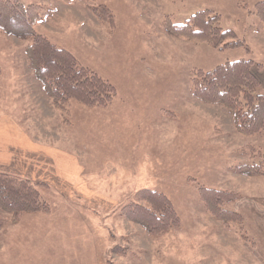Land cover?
Listing matches in <instances>:
<instances>
[{
    "label": "rangeland",
    "instance_id": "rangeland-1",
    "mask_svg": "<svg viewBox=\"0 0 264 264\" xmlns=\"http://www.w3.org/2000/svg\"><path fill=\"white\" fill-rule=\"evenodd\" d=\"M16 1L36 8L37 35L115 96L105 107L71 100L56 109L28 66L31 39L0 31L1 130L18 127L34 141L12 149L0 171L36 184L49 206L15 222L0 212V264H264V172L240 169L264 162V129L239 133L225 107L194 97L190 85L195 70L244 59L264 93V23L254 14L262 0ZM202 10L240 45L165 31L166 20ZM202 188L234 194L221 207L238 220L208 210ZM143 189L169 200L177 225L150 233L127 218L125 206L146 205Z\"/></svg>",
    "mask_w": 264,
    "mask_h": 264
},
{
    "label": "trees",
    "instance_id": "trees-1",
    "mask_svg": "<svg viewBox=\"0 0 264 264\" xmlns=\"http://www.w3.org/2000/svg\"><path fill=\"white\" fill-rule=\"evenodd\" d=\"M254 10V14L264 23V0L256 3ZM41 19L33 6L24 7L16 0H0V31L31 39V44L25 49L28 66L56 109L64 111L71 100L86 107L107 106L115 96L114 87L80 65L68 50L37 35L33 25ZM164 23L167 33L197 39L213 48L238 47L241 43L236 40L234 31L219 27L218 16L209 10L196 12L181 24L168 20ZM252 64L251 60L244 59L227 61L210 71L195 70L190 79L192 95L201 101L225 107L232 115L237 131L244 135H254L264 129V93L257 92L260 82ZM240 169L246 174H252L253 170L262 174L264 162ZM235 197L230 192L201 189L205 207L224 223L238 220L235 213L221 207ZM137 198L146 205L132 203L125 206L123 211L127 218L147 232H163L177 225L178 218L164 195L143 189L138 191ZM0 212L15 222L26 214L48 213L49 206L42 200L36 184L0 171Z\"/></svg>",
    "mask_w": 264,
    "mask_h": 264
},
{
    "label": "crops",
    "instance_id": "crops-1",
    "mask_svg": "<svg viewBox=\"0 0 264 264\" xmlns=\"http://www.w3.org/2000/svg\"><path fill=\"white\" fill-rule=\"evenodd\" d=\"M39 89H40V87H39ZM0 124H3V123H0ZM3 126H5V125H3ZM6 127H7L6 129L1 130L4 127L0 126V134L1 135H4V134L8 135V137L6 139V143H4L2 141V139L0 138V165H6L8 163L12 149H26V147H28V146L33 148V144H34L33 143L34 141H32L31 138L29 136H27L25 133H23L22 130H20L18 127H11L9 125ZM9 134H11L14 137H10ZM7 135H5V136H7ZM55 158L59 159L60 155L56 154ZM64 159H66V161L70 160L67 157H65ZM67 165L72 166V163H67ZM70 168L71 167L67 168V170ZM66 175L68 177L69 176L71 177V175H68V174H66ZM64 177H66V176H64ZM25 216H27V215H25Z\"/></svg>",
    "mask_w": 264,
    "mask_h": 264
}]
</instances>
